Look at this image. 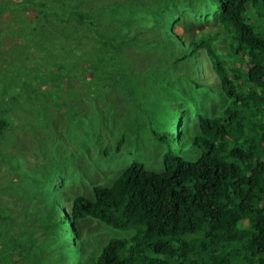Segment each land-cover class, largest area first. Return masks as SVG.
Here are the masks:
<instances>
[{
  "label": "trees",
  "instance_id": "1",
  "mask_svg": "<svg viewBox=\"0 0 264 264\" xmlns=\"http://www.w3.org/2000/svg\"><path fill=\"white\" fill-rule=\"evenodd\" d=\"M15 2L22 11L6 16L8 28L0 29L18 30L6 38L32 39L40 29L50 40L62 36L55 24L92 34L85 32V46L94 45L85 51L93 72L85 86L103 85L98 94L114 96L101 103L100 140L111 137L107 113L120 97L122 114L132 117L136 83L123 65L128 53L157 61L154 83L165 81L161 91L180 102H167L166 132L158 134L160 145L170 143L162 171L134 161L110 186L83 181L78 192L50 171L1 175L0 264H264V0ZM82 6L87 13L76 12ZM8 7L0 0V16ZM28 7L31 14H23ZM55 69L29 83L0 70L3 159L22 145L23 130L31 129V142L32 116L54 115L52 105L36 106L56 87ZM193 103L201 104L195 112Z\"/></svg>",
  "mask_w": 264,
  "mask_h": 264
},
{
  "label": "rangeland",
  "instance_id": "2",
  "mask_svg": "<svg viewBox=\"0 0 264 264\" xmlns=\"http://www.w3.org/2000/svg\"><path fill=\"white\" fill-rule=\"evenodd\" d=\"M14 3L17 2L4 0V4L9 7L4 11L5 14L0 16L3 20L0 22V28L1 24L8 28L7 21L11 19L7 20L5 17L12 14L11 12L18 15L17 13L22 11L14 7ZM72 3L75 4L74 1ZM84 8L85 6L75 9L77 13H87ZM22 13L30 15L31 10L28 7ZM72 23L76 24L74 20ZM75 28L55 24V32L62 36H54L50 40H47L49 33L43 37L40 29L28 40L18 34L6 38V32L17 33L16 27L7 31L0 29V70H4L6 77L18 78L21 75L23 78L27 77L29 83L37 76L48 77L54 67L57 69L54 70L56 87L52 88L53 91L47 98L39 102V107L36 106L38 110H42L48 103L56 109L53 111L54 115L51 114L52 118L46 121H39L37 116H32L31 142H26L31 129L23 130L21 138H17L21 139L22 145L15 147L12 155L9 152L6 159H3L0 153V177L15 172L12 171L13 168L17 171H50L49 173L55 176L63 177L57 182L74 186L73 191L78 192L76 190L86 187L83 181H88L89 186H110L115 176L125 167L135 163L134 161L143 162L149 170L162 171L163 152L168 150L170 143L167 146L160 145L158 134L166 132L168 103L171 100L180 102L179 95L169 100V92L161 91L165 81L154 83L153 71L159 67L157 61L142 59L138 52L128 53L130 59H124L123 65L131 70V77L136 83V100L127 108V113L132 117L122 114L125 111L124 99L120 97L119 103L112 104L107 113L110 118L108 130L111 137L100 140V126H104L102 109L105 108L101 103L112 102L114 96L109 92H101L99 95L98 91L103 90V85L93 84V88L85 86V83H88L86 74L93 73L90 65H86L90 59L85 55V51L92 52L94 45L85 46V32L92 36L90 32L85 31L83 35V30ZM76 31L79 32L74 38L72 35ZM176 31L181 32V28L177 27ZM148 34L151 36L150 32ZM76 42L79 46L69 55L70 48H73ZM54 48H59V53L53 52ZM203 73V76H207L204 80H211V73L207 70ZM178 74L185 73L179 70ZM174 75L175 73L168 74L166 79H172ZM30 98H36V95L29 96ZM4 103L6 100H1L0 104ZM199 106L193 103L192 111L198 110ZM43 126L49 127V135L45 130L41 131ZM123 132H126V142L121 151L115 153L117 141Z\"/></svg>",
  "mask_w": 264,
  "mask_h": 264
}]
</instances>
